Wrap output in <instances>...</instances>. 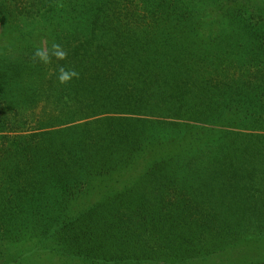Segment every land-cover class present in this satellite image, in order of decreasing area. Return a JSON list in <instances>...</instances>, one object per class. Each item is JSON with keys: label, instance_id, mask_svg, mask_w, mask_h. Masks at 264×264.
Here are the masks:
<instances>
[{"label": "trees", "instance_id": "16d2710c", "mask_svg": "<svg viewBox=\"0 0 264 264\" xmlns=\"http://www.w3.org/2000/svg\"><path fill=\"white\" fill-rule=\"evenodd\" d=\"M207 1L217 5L230 0H36L13 8L26 20L47 17L42 30L48 32L45 26L51 27L53 42L67 51L65 60L71 61L67 68L79 73V78L73 79L75 87L89 86L80 88L78 103L71 104L75 109L66 111L62 105L59 116L64 117L65 124L101 116L85 123L83 129L75 125L61 132V147L54 146L53 135L47 133L35 140L24 138L26 146L21 144L16 149L24 156L18 170L24 165L27 174L35 178L25 189V194L32 192L30 198L23 197L25 203L13 209L18 218L25 217L20 220L22 227H28L27 234L37 239L30 249L32 253L50 251L63 264H233L227 256L239 257V246L254 251L256 242L264 241V120H250L241 110V105L254 107L255 102L259 103L258 89L264 80L260 84L241 82L239 88L237 82L228 79L221 86H199L194 96L189 88L195 80H191L193 68L188 69L184 63L189 50L182 46V40L185 32L200 27ZM224 9L219 7L217 16L223 15V23L228 19L235 24L245 38L239 41L242 54L238 63L246 60L253 65L263 60L264 43L258 42V31L243 20L236 24L226 17L229 15ZM150 18L151 23H147ZM222 25L225 31H214L212 41L218 39L214 47L225 54L236 50V44L232 45L236 39L234 29L226 31ZM148 26H152L151 31ZM18 59L0 60L4 82L17 80L19 72L25 71L32 79L30 72L40 65L31 57L22 62ZM51 63L52 78L57 82L58 66H66V62L53 57ZM257 76L263 79L264 71L259 70ZM134 84H139V91L131 89ZM3 88L4 84H0V93ZM44 88L50 96L53 88ZM27 91L21 102L29 98L32 90ZM107 94L122 100L129 97L133 106L128 112L145 114L138 121L139 130L125 131L128 120L102 118L108 113ZM204 106L209 107L208 111L202 112L200 108ZM197 113L202 116L197 117ZM215 121L226 129L204 133L200 128L181 127L190 122L215 125ZM105 124L111 134L120 136L127 156L125 162L123 155L118 158L111 171L115 166H120L118 173L124 175L138 171L153 194L150 208L144 210L142 204H131L128 200L133 196L120 193L118 181L95 188L103 190L102 196L85 205V198L76 199V194L72 196L67 190L72 188L74 178L82 187L92 188L94 182L87 183L85 179L89 174L93 177L94 171L88 168L95 161L89 146H101L102 135L109 133ZM238 125L243 129L231 130ZM256 150L260 154L255 158ZM101 171L108 174L103 166ZM247 171L250 175H246ZM6 179L9 178L0 176L1 186H6ZM62 187L67 189L60 193L63 200L59 215L46 219L26 211L30 206L38 207L39 199L48 200L46 195L58 199V188ZM18 218L14 221L20 223ZM48 240L52 245L44 250ZM22 261L23 258L18 260Z\"/></svg>", "mask_w": 264, "mask_h": 264}, {"label": "rangeland", "instance_id": "374dc122", "mask_svg": "<svg viewBox=\"0 0 264 264\" xmlns=\"http://www.w3.org/2000/svg\"><path fill=\"white\" fill-rule=\"evenodd\" d=\"M32 1L36 0H0V60L8 62L17 57L19 58V62H22V59L25 57L33 58V53L37 48H45L49 51L51 50L53 44V32L50 29L51 27L45 26L48 32L42 30V26L46 24V21L44 20H46L47 17L42 19H40V17H36L26 20L23 15L16 13L13 9L19 7L20 5H26V3ZM204 5L205 10H202L204 13L201 16L202 21L200 27L197 30L185 32L184 34H186V37L184 40L181 39L182 46L186 48V51L189 50V55H185L184 63L188 69L193 68L192 73L194 75L192 74L193 78L191 80H195V82L193 87L189 86L191 92H193L192 95L194 96L198 93L197 89L199 86L205 89L211 88L214 85L219 86L221 82L227 81L228 79H232L238 84L241 82L260 84L264 78L260 79L259 76H257V72L259 70L264 71V59L252 62L253 65L250 64V61L246 60L238 63V56L239 54H242L240 51L242 46L239 41L241 42L245 40V38L242 36V32L239 29H236V25L232 24L230 21H228V19H225V22L223 23V15L219 14V16H217V9L219 7L223 9L225 8V13L229 15L226 17L232 18L233 22L235 23L243 20L245 21V24H251V26L258 31V42L263 44L264 0H230L224 1L222 4L218 3L217 5L215 2L211 4V1H207ZM256 11L259 13L257 14ZM148 22L151 23V18L147 21V23ZM54 23L56 22H53V24ZM221 23L226 26V31L234 29L235 36H233V39H236V42L232 44H236L234 46L236 50L228 51L225 54L222 53L221 48L214 47L215 44H217L218 39L212 41V39L215 38L214 35H216V32L220 34V31L224 30ZM147 28H149L151 31L152 26H148ZM73 44L75 45L77 42H74ZM223 44L225 45V43ZM64 61L66 62L65 67H69L71 61ZM177 62L179 63V61ZM38 64L40 65L35 67L32 72H30L32 79L30 78L28 71H25L24 74L19 72L20 77L17 80L12 81L6 80L4 82L3 78L0 76V84H4V93H0V176L9 178L6 179L7 182L5 183V187L0 185V264H11L13 262H15L14 264H63V261L60 259V257L57 255L53 256L54 253H48L50 251H43V253L42 251H34L32 253L33 250L30 249L35 246L37 239L32 238L30 234H27L28 227H22L23 225L20 219L25 220V217L18 218L17 214L13 210L18 204L22 205L23 202L25 203L26 197L30 198L32 192L25 194V189H29V187L26 188V185L30 183L33 184L35 179H33L32 174H27V172L24 170V165L20 170H18L20 168L18 165L24 163V156L22 153L17 152L16 149L18 148L19 150V146L21 144L26 146V143L23 142L24 138L26 140H35L36 138L38 139L39 135L41 136L42 134L47 133L53 135V145L56 147H61L62 142L59 138V136L61 137V132L65 133L68 128L75 125L83 129V125H85V123L90 121L92 122L93 120L99 119L101 117H87L86 119L76 120L72 124H65L64 117L59 116V114L61 115L62 113L60 112L62 105L66 107V111H70L72 108L75 109V106L73 105L79 100L80 88H88L89 86L78 85L75 87L76 80H72L68 84L61 85L58 83V81L56 82L52 78L54 63L45 65L41 62H38ZM230 72L234 73L230 74ZM55 79L57 80V78ZM197 80H199V85ZM130 84H132V82H130ZM139 84H134L131 89L135 90L136 92L139 91ZM44 85H46L47 88L48 86L53 88L50 96L46 95L45 91L43 90L45 89ZM238 87L240 88V84ZM12 88L13 90H11ZM25 90L26 92H28L27 90H32V92L29 94V98L21 102L24 100L22 97L26 95V92L24 93ZM258 94L259 103L255 102L256 105L254 104V107H251V105L243 107L241 105V110L250 116V120L253 117H259V119L264 120V85H261V87L258 89ZM128 99L129 97H124L122 100L121 97H117L115 94L112 96L107 94V100L109 103V107H107L108 113L107 115L102 116V118L107 117L128 120V123H125V131L132 130L133 132L140 129L141 124L138 121L143 120L145 114L141 111L139 112L138 110L134 111V113H129L128 110L132 108L133 105L131 104L130 99ZM118 100H120V102H118ZM57 103L59 104L57 105ZM200 109L202 112L203 110L208 111L209 107L204 106ZM135 112H138V114H135ZM197 114L198 117L200 113ZM200 116L202 115L200 114ZM146 118L154 119L150 116ZM210 118L211 120H214V118ZM154 120L163 121V119L160 120L157 118ZM120 123L124 124L121 121ZM235 123L239 124V122ZM187 124H182L183 126L181 125V127L186 128V126H190L192 128H200L204 133L214 130H225V127H227L225 125L219 126L218 123L213 125L212 123L190 122ZM105 126L106 132L109 133L102 135L103 141L100 144L102 147L96 144L89 146V148L93 150L92 155H95V161L89 164L88 168L90 171H94L92 173L93 177L89 174L85 177V179H87V183L89 181L90 183L94 182V184L91 185L92 188L90 187L88 189L86 187H82L77 183V179L74 178V180L71 181L73 183L72 188H58L59 191L57 192L56 197H58L59 200L46 195L48 200H44L43 198L39 199L41 205L39 204L38 207L30 206V210L28 208L26 209L27 212H31L34 215L37 214L39 216H43L46 219L59 215L60 212L58 211H60L59 209L62 206L60 200H63L60 198V193L62 194V191L66 189L71 192L72 196L76 194L74 195L76 199L85 198L86 200H83L84 205L88 203L87 201L94 203L98 200L97 197L102 196L101 191H103L95 190V188H99L104 184H108L110 181H118V183L120 182V184L116 185L117 190L120 193H128L130 198L133 196L130 200H128L129 202H132L131 204H134L133 202L136 203V206L142 204V206L145 207L144 210L146 208H150L149 206L151 205L152 200H154L153 194L151 191L149 192L147 190L148 186L145 184L146 179H140L138 171L132 170L131 172L125 173V175L124 173L120 174L118 173L120 166L117 168L115 166V171H111V165L117 163L119 161L118 158L123 155L122 157H124L125 162L127 156L125 155V145L124 148H121L123 142L120 140V136H117V134H111L109 131V125L105 124ZM238 127L239 125L234 126L231 128V130L239 131L243 129ZM258 133L261 132L258 131L257 134ZM90 134H92V129L89 132V135ZM259 154L260 151L256 150L255 158L259 156ZM20 159L23 160V163L20 162ZM250 159L254 160L252 157H250ZM248 162L251 164V161L248 160ZM102 166L108 171L107 175L106 172L101 171ZM245 166V168L248 169L247 165ZM251 168L252 167H249V169ZM9 170H12L15 173L12 175V171ZM96 174L103 175H101V177H96ZM246 175H250L249 171H247ZM124 177L132 178V181L125 180ZM248 187V191H251V186ZM22 192L24 194H22ZM231 195L233 194L231 193ZM23 197L25 198L23 199ZM103 197L105 198L104 195ZM103 197L101 201L104 200ZM134 197L137 199H134ZM21 198L23 199L22 201ZM108 199L109 198H106L105 202H107ZM42 202L45 203L43 204ZM50 202L53 204H49ZM15 218H18L20 223L14 221L16 220ZM29 221L30 220L28 219L25 221V223ZM19 227H22L25 230H16ZM88 231H91V234H94L95 232L92 229ZM48 242L49 245L46 246L44 250L49 249V246L52 245L50 240H48ZM256 244V250L254 251H250L246 247L239 246V248L236 250L238 252L236 254L239 257L234 256L235 258H232L228 255L227 259L229 263L264 264V241H258ZM251 246L252 244L250 247ZM56 251L57 249L54 252ZM221 257L225 260L224 256L221 255ZM21 258H23L24 261L19 263L18 260ZM165 262L168 264L167 261ZM147 264L153 263L152 261H147Z\"/></svg>", "mask_w": 264, "mask_h": 264}, {"label": "clouds", "instance_id": "9594fccd", "mask_svg": "<svg viewBox=\"0 0 264 264\" xmlns=\"http://www.w3.org/2000/svg\"><path fill=\"white\" fill-rule=\"evenodd\" d=\"M53 57L58 61H63L67 58V51L59 43L53 42L50 51L45 48H37L33 53V59L45 65L51 63ZM74 78H79V73L74 68H66L64 65L58 66L57 81L59 84H68Z\"/></svg>", "mask_w": 264, "mask_h": 264}]
</instances>
